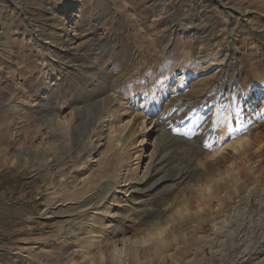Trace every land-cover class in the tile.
Segmentation results:
<instances>
[{
  "label": "rangeland",
  "instance_id": "obj_1",
  "mask_svg": "<svg viewBox=\"0 0 264 264\" xmlns=\"http://www.w3.org/2000/svg\"><path fill=\"white\" fill-rule=\"evenodd\" d=\"M263 85L264 0H0V264H111L128 242L135 264H264V170L197 195L235 125L264 122Z\"/></svg>",
  "mask_w": 264,
  "mask_h": 264
},
{
  "label": "bare ground",
  "instance_id": "obj_2",
  "mask_svg": "<svg viewBox=\"0 0 264 264\" xmlns=\"http://www.w3.org/2000/svg\"><path fill=\"white\" fill-rule=\"evenodd\" d=\"M235 12L237 10H234ZM241 11V10H240ZM232 12V11H231ZM244 14V13H243ZM246 14V13H245ZM244 14V15H245ZM248 14V13H247ZM244 21V20H243ZM248 23V22H247ZM245 23V24H247ZM249 24L245 25L244 28H250L248 26ZM244 26V25H243ZM251 26V25H250ZM243 28V29H244ZM253 37L254 34L252 32L251 34ZM215 52V51H214ZM98 67V66H96ZM96 74V72H94V75ZM262 85V84H261ZM264 87V85H263ZM264 94V93H263ZM263 96V95H262ZM116 101V100H115ZM263 103H264V96H263ZM109 105V104H108ZM17 110H19L18 108H16ZM22 111V110H21ZM19 111V112H21ZM263 115V114H262ZM110 116L107 118H103V122H105L106 119H109ZM264 118V116H263ZM259 119H262V118H259ZM258 121L257 122H253L251 124H248V125H245L243 123H239L238 125H235V131H234V134H236L237 136H239L240 138L236 141H233V140H228L227 143H223L221 144L217 149H218V153L216 154H213L211 155L210 154V157L212 160H217L219 161L220 163H230L232 165V169L228 168L227 167V173L225 174H222V175H218V180L213 182L212 184H210L209 186H207V190H205L204 188H202L201 186H198L200 187L201 189L199 190V192L197 193V195L200 197V198H203V199H206L207 202H209V199L208 197H210V194L211 192L213 191V189L215 188L214 186L216 185V187L219 188L220 185H225L226 183H232L234 184V187L237 188V186L241 183V170L238 169V165L240 164L239 162L243 163L244 166H245V169L248 170L250 173L251 171H254V175H256V172L258 171V168L260 167L261 170H264V156H259V160L258 162H250V152L248 151V149L250 147H255V150L257 149V152H256V155L258 154L259 151H261L264 155V136L263 134H258L260 137L262 138H259L258 135L256 136V134H254V131H256L259 127H263L264 126V122H261V121ZM263 120V119H262ZM145 123V122H144ZM263 125V126H262ZM120 132V131H119ZM117 134V133H116ZM119 134V133H118ZM111 136V134H110ZM123 137V136H122ZM114 138V136L112 137ZM120 138V137H119ZM127 138V137H126ZM121 145V143H120ZM248 152V153H247ZM45 154V153H44ZM208 154V153H207ZM99 155H97L98 157ZM97 162H100V159H98ZM103 164H106V163H103ZM123 166V165H122ZM122 166H118L116 167L117 169H122ZM257 166V167H256ZM114 167V166H113ZM83 169V168H82ZM109 171V170H108ZM111 175V178H109V183H107V186L110 190L111 193L115 194V196L121 192L120 190V187L119 185L123 182H121V179L119 178V175L117 174V171L115 170H112L111 172H109ZM258 173V172H257ZM121 174V173H120ZM109 175V174H108ZM122 175V174H121ZM260 175H264V171L263 172H260ZM85 176V175H84ZM84 176H81L80 178H77L74 179V181L71 183H78L80 182L81 180L84 181L85 183H88L89 182V178L88 177H84ZM124 177V176H123ZM260 178V176H259ZM71 179V178H70ZM157 183V182H156ZM160 183V181L158 182ZM165 183L164 179H161V183H160V187L161 185ZM89 184V183H88ZM155 184V183H154ZM150 187V186H149ZM258 185H257V181L255 182V185L254 187H251L249 188V191L246 189V192L248 191V194L246 195V192H245V195L247 196V200L248 202L250 203V199L254 196V194H257L258 192ZM131 189V188H130ZM238 190V189H237ZM237 190H235L237 193L236 194H240ZM129 190H127V194H128ZM263 193V192H262ZM261 194V193H260ZM100 195H101V192H100ZM107 195V193L105 194ZM101 199L105 200L106 197L103 196ZM260 203V206L263 207L264 205V193L263 195L259 198V201ZM223 204V203H222ZM248 204V203H247ZM96 205V204H95ZM94 205V206H95ZM146 205V204H145ZM150 205V204H149ZM167 205V204H166ZM202 205V204H201ZM201 205L199 206V208L201 209ZM249 205V204H248ZM172 206V205H171ZM151 207V206H149ZM190 208H194V207H191L189 206ZM99 208V207H98ZM106 207H100L96 212H95V209H93L92 211H94L95 213L92 212V214L90 213V211H85V214H88L87 216H91V222H92V226L90 229H87V227H85L83 229L84 232L82 233H85L86 234V237H84L83 239L84 240H88V242H91L93 244H97L98 241H100V236L102 237V235H98L97 236V233H96V229H99L101 228V226L103 225H100V223H98V219H99V216L103 213L106 212ZM131 209V208H130ZM233 210V209H232ZM102 211V212H101ZM130 211V210H129ZM135 213H137V210L135 209L134 210ZM163 211V210H162ZM180 211V209H178V211L176 213H178ZM234 211H236L237 213H234L236 214V216L240 219V217H242V220H243V214L240 213V208H237L234 209ZM200 212V211H199ZM109 214H112L111 212ZM128 215V214H127ZM127 215H123V220H129L130 217L127 216ZM116 217V216H115ZM109 218V217H108ZM111 218V217H110ZM114 218V217H113ZM90 219V218H89ZM241 220V221H242ZM114 222V221H113ZM116 222V221H115ZM156 224V223H155ZM157 225V224H156ZM155 225V226H156ZM168 225V224H167ZM115 226V225H113ZM104 227V226H103ZM158 227V226H156ZM153 228V227H152ZM168 228V227H167ZM172 228V227H171ZM216 230H217V226H215ZM116 229V228H115ZM118 229V228H117ZM239 231H241V226L238 227ZM88 230V231H87ZM107 231V228L105 229ZM147 230V229H146ZM197 230H199V228H197ZM215 230V229H214ZM238 230H229V235H230V239H234V238H238L240 236V241H238V243H236L235 241L233 242L232 247L236 248V247H239V246H243L244 243H245V239L243 238L244 237V234H242V232L240 233ZM165 232H166V229H161V228H157L155 229L154 232H147V234H143L142 236L139 235L140 237V240H139V243L142 244V246H147L148 243H152L154 245L155 248H157L159 245H161L163 243V240L165 239ZM106 233V232H105ZM169 234V233H168ZM174 234V233H173ZM138 237V238H139ZM108 238V237H107ZM107 238H101L103 239L104 241L107 240ZM137 238V237H136ZM203 238V237H202ZM261 238V237H260ZM138 240V239H136ZM135 240V241H136ZM186 240V239H185ZM236 240V239H235ZM239 240V239H238ZM262 240L264 241V237L262 238ZM132 241V240H131ZM237 241V240H236ZM258 241V239H257ZM133 242V241H132ZM123 243V242H122ZM130 244V242H128ZM128 243H124L121 247L119 246H116L114 247V250L110 256V263L111 264H129L127 261H130V264H135V263H140V257L138 254L134 255L132 257L131 260H128V258H126V250H127V247H128ZM134 243V242H133ZM214 243V242H213ZM165 244V243H164ZM139 246V245H138ZM176 246V245H175ZM246 246V245H245ZM137 247V246H136ZM180 247V246H179ZM247 247V246H246ZM244 247V253L241 257H244V254H245V248ZM98 248V247H97ZM111 249V248H110ZM135 249V248H134ZM159 249V247H158ZM162 249V248H161ZM106 250V249H105ZM160 250V249H159ZM158 251V250H157ZM159 252V251H158ZM198 252V251H197ZM105 253V252H104ZM108 253V252H107ZM101 255V254H100ZM157 255V254H156ZM239 256V255H238ZM240 257V258H241ZM126 258V259H125ZM242 259V258H241ZM92 260V259H91ZM105 260V259H104ZM103 262V261H102ZM236 262L238 261H235V264Z\"/></svg>",
  "mask_w": 264,
  "mask_h": 264
}]
</instances>
